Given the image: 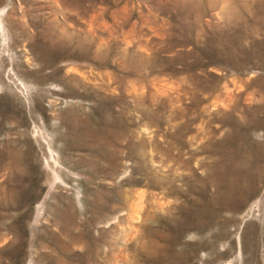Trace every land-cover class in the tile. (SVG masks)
Instances as JSON below:
<instances>
[{
    "label": "rangeland",
    "instance_id": "obj_1",
    "mask_svg": "<svg viewBox=\"0 0 264 264\" xmlns=\"http://www.w3.org/2000/svg\"><path fill=\"white\" fill-rule=\"evenodd\" d=\"M0 264H264V0H0Z\"/></svg>",
    "mask_w": 264,
    "mask_h": 264
}]
</instances>
